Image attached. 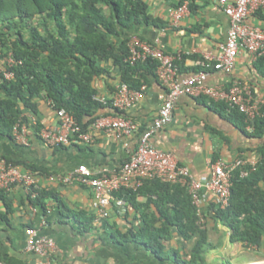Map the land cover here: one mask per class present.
Listing matches in <instances>:
<instances>
[{
	"label": "crops",
	"instance_id": "obj_1",
	"mask_svg": "<svg viewBox=\"0 0 264 264\" xmlns=\"http://www.w3.org/2000/svg\"><path fill=\"white\" fill-rule=\"evenodd\" d=\"M149 11L166 22L157 27L144 23L134 24L118 36H137L146 41L158 38L167 53L183 52L200 57L218 52L226 38L228 16L216 0H190L193 6L177 22H173L169 9L180 0H146ZM188 4H189V0ZM249 20L264 23L257 16ZM114 39V38H113ZM117 40V39H115ZM200 59L187 57L181 76L192 72ZM251 55L241 50L230 72L210 70L207 84L238 78L248 82L256 95H264V78L259 76ZM107 73L93 80L96 93L109 95L120 81L118 70L110 63L104 64ZM202 65V64H201ZM166 93V88L157 78L147 85L144 96L124 113L139 123V130L151 122ZM199 96L179 95L173 104L171 121L155 132L152 141L164 150L175 153L181 163L186 164L192 174L200 177L208 172V164L219 158L229 160L237 155L248 159H259L257 147L264 138L250 136L251 130L241 128L226 117V112L211 106L209 100ZM112 112L111 109L103 110ZM106 111V112H105ZM28 117L31 113L22 110ZM103 114V113H101ZM99 114V115H101ZM37 118L42 124H54V110L43 99L38 100ZM250 126V125H249ZM93 140L89 144L71 143L61 147L48 146L30 132L27 145L17 143L5 135H0V157L9 156L41 166L43 172L36 177L44 189H51L56 197L44 199V209L31 204L24 189L15 184L0 195V260L7 259L14 264H185L191 256L197 235L183 239L179 231L171 226V236L164 243L165 257L154 255L142 243L118 241L112 236L117 231L136 230L142 223V212H149L153 206L134 207L126 203L122 212L114 205L108 213L95 219L90 206L91 191L86 185L66 184L49 180L50 173H64L84 163L91 169L117 168L127 158L128 151L122 140L111 131L89 126ZM138 133L128 139L129 148L135 147ZM264 187V182H261ZM139 203L145 196L138 195ZM204 204L206 225L205 242L201 246V264H264V235L259 245L247 244L240 240H230L229 229L220 223ZM4 215V217H3ZM44 218V224L41 219ZM36 226L39 232L51 236L55 248L50 257H40L25 248L27 226ZM172 250L173 252H171Z\"/></svg>",
	"mask_w": 264,
	"mask_h": 264
},
{
	"label": "trees",
	"instance_id": "obj_2",
	"mask_svg": "<svg viewBox=\"0 0 264 264\" xmlns=\"http://www.w3.org/2000/svg\"><path fill=\"white\" fill-rule=\"evenodd\" d=\"M188 7L193 9L190 0ZM254 15L264 20V10L257 9ZM139 23L157 27L166 24L149 11L146 0H0V67L12 72L6 78L0 69V135L14 139V124L29 118L22 110L36 116L39 99L48 102L52 109L65 108L80 127L87 130L95 118L109 108V104L92 98L96 93L93 80L107 73L104 65L107 62L117 68L120 81L129 87L149 85L153 77L156 78L157 61L148 57L130 63L126 60L129 38L118 39L122 31ZM8 56L12 59L9 65L5 61ZM187 57L204 60L195 54L182 53L175 59L179 71ZM252 64L256 73L264 78V56L256 57ZM191 68L193 72L207 67L198 64ZM206 97L199 95L198 98ZM207 99L211 106L226 112L227 119L237 126L244 128L249 124L250 136L264 138V104L262 115L246 122L237 109L223 101ZM113 112L121 111L115 109ZM41 125L36 116L30 132L39 137ZM61 146L64 144L55 145ZM257 151L259 161L254 170L244 176L239 169L233 172L229 205L219 208L210 204L208 207L229 229L230 240L253 245H259L264 235V187L261 185L264 182V140ZM1 157L32 172L44 170L31 162L6 155ZM3 191L0 188V195ZM112 195L134 207L153 206L151 211L141 213L142 223L138 229L113 233L116 240L142 243L155 256L163 258L167 255L164 243L171 236L170 227L173 226L183 239L197 235L190 259L185 264H201L198 261L201 260V246L206 241V229L197 224L196 209L185 185L152 179L145 180L136 190L120 188ZM138 195L145 196V202L139 203ZM26 196L31 204L42 210L45 198L56 197L51 189L44 188L38 189L34 198Z\"/></svg>",
	"mask_w": 264,
	"mask_h": 264
},
{
	"label": "built area",
	"instance_id": "obj_3",
	"mask_svg": "<svg viewBox=\"0 0 264 264\" xmlns=\"http://www.w3.org/2000/svg\"><path fill=\"white\" fill-rule=\"evenodd\" d=\"M228 16V28L225 40L220 44L218 52L205 55L202 65L204 70L190 72L181 76L175 59L183 52L167 53L158 38L154 42L132 36L127 41L128 54L126 60L133 63L151 57L157 61L156 78L165 86L166 93L160 102L157 114L144 128L139 130V123L124 112L133 107L143 96L147 84L131 88L127 83L119 81L109 95L94 93L92 98L104 105L109 104L112 112L98 115L91 123L92 127L111 131L122 140L128 155L115 169H91L84 163L64 173H50L49 180L66 184L78 183L90 188V206L95 219L106 216L112 205L120 211H126V201L114 197L112 193L120 188L136 190L145 180L159 179L164 182L185 185L196 209L197 224L200 228L206 225L204 204L213 203L215 207L225 208L230 203L233 172L237 169L240 175H246L254 170L259 159H248L237 155L232 159H217L210 161L208 172L200 177L192 174L189 167L181 163L174 152L164 150L152 141V136L171 121L172 108L175 99L181 94L191 96L205 95L215 101H223L229 107L235 108L248 122L262 115L261 106L264 95H256L251 85L238 78H228L225 81L207 84L205 82L210 70L230 72L235 59L241 50L247 51L254 60L264 56V23L249 20L257 9L264 10V0H216ZM189 12L188 1L184 0L169 9L173 22H177ZM188 54V53H185ZM9 65L10 56L5 58ZM4 77L9 78L12 72L6 67H0ZM48 103V102H47ZM50 106V104L48 103ZM51 107V106H50ZM115 109L121 112H113ZM56 116L54 124H42L38 130L41 141L48 146L71 143L89 144L93 140L90 129L83 130L74 116L65 108L53 109ZM36 123V116L31 114L28 121H17L12 129V135L17 143L27 145L30 141V125ZM247 128L250 129L249 124ZM138 133L134 148L130 149L128 139ZM264 159V158H263ZM20 185L26 195L34 198L37 190L42 188L32 172L18 164L0 158V188L6 190L11 186ZM45 219H41L44 224ZM25 248L40 257H50L55 248L54 239L39 232L36 226L26 228ZM0 264H12L0 260Z\"/></svg>",
	"mask_w": 264,
	"mask_h": 264
}]
</instances>
